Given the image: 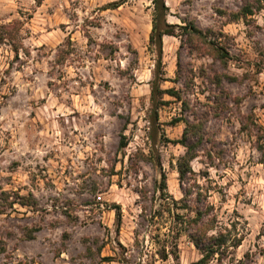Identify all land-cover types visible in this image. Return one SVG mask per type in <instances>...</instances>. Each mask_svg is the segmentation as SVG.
Listing matches in <instances>:
<instances>
[{"label":"rangeland","instance_id":"374dc122","mask_svg":"<svg viewBox=\"0 0 264 264\" xmlns=\"http://www.w3.org/2000/svg\"><path fill=\"white\" fill-rule=\"evenodd\" d=\"M113 1L0 0V264H200L196 208L202 264H264V0H166L158 119L153 2Z\"/></svg>","mask_w":264,"mask_h":264},{"label":"trees","instance_id":"16d2710c","mask_svg":"<svg viewBox=\"0 0 264 264\" xmlns=\"http://www.w3.org/2000/svg\"><path fill=\"white\" fill-rule=\"evenodd\" d=\"M126 1L127 0H116L110 2L107 7L117 8L122 4H124ZM152 2L154 5V12L152 17V31L150 33L149 41H150V46L154 48L157 56H156L154 77L151 82V103L153 107L154 117L158 119V109L161 106V104H163V100H161L162 94L164 93H170L171 95L176 94L172 90H163L160 85L161 81L164 80L163 78L164 37L166 35L176 36V34L174 30L175 24H171L167 20V16L169 14L170 8L167 5L166 0H152ZM191 28L193 29L194 34L205 37L204 32L200 28H198L194 22H192ZM202 127H203L202 122L192 123L190 121H187V126L184 129L182 138L179 140V143H181L186 148L185 154L178 161L179 178L182 184L186 183V180L188 178V173L191 171V162L197 156L198 143L203 139L202 136H199L196 142H192L191 136L193 134H198L200 132V129H202ZM256 127L258 131L256 148L259 151H261L264 156V127L260 125L259 126L257 125ZM262 163H264V159L262 160ZM190 194H191L190 189H188L187 191L185 190V195L181 200L185 201L186 208L189 207L191 209V206L187 202ZM195 213L196 216L190 217L188 222L190 223L191 227L196 228V230L191 234V236L195 245L202 250L203 257L199 261V263L202 264L209 262L216 253L220 252L221 247H223L226 242L223 235H221V237L218 238L215 237V240L210 242L203 241L202 240L203 235L202 234L200 235L199 231H201L203 227L202 221L205 212L200 208H196ZM236 245H239V242L236 243Z\"/></svg>","mask_w":264,"mask_h":264}]
</instances>
